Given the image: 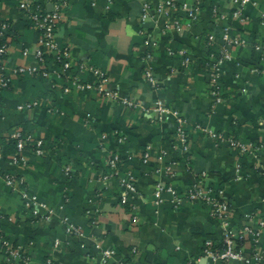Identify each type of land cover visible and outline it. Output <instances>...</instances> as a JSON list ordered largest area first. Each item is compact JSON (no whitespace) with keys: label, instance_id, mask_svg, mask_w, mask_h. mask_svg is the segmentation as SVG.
Listing matches in <instances>:
<instances>
[{"label":"crops","instance_id":"obj_1","mask_svg":"<svg viewBox=\"0 0 264 264\" xmlns=\"http://www.w3.org/2000/svg\"><path fill=\"white\" fill-rule=\"evenodd\" d=\"M34 1L53 10L51 0ZM163 1L73 0L57 30V43L69 50L75 63L100 69L108 79L105 88L119 100L130 99L137 108L124 107L119 100H107L92 90L73 88L64 94L56 80L38 77L15 78L3 90L0 153L5 159L0 171L22 179L20 189L36 195L52 213L48 220L42 217L43 211L40 217L33 215L20 193L6 186L0 176V234L23 247L31 264H45L48 259L53 264H211L204 255L205 245H222V226L205 205L184 201L174 207L168 192L156 206L158 183L181 195L207 175L210 186L214 183L225 190L234 231L250 225L249 214L264 219V0L244 6V23L213 14L216 8L229 17L232 0H177L180 6L199 8L197 22L174 11L157 15L155 7ZM144 4L153 8L146 20L141 16ZM17 16L16 7L0 4L2 20L16 21ZM176 20L180 29L166 33L165 25ZM225 27L240 44L229 47L231 60L223 66L221 80L224 100L215 103L207 81V41L209 35L216 37L213 49L218 50ZM143 32L151 34L158 46L146 49ZM10 42L8 69L36 62L33 55L27 59L22 55L25 46L35 48L36 32L29 30ZM168 49L186 52L191 63L184 64L179 54L169 55ZM143 51L152 53L151 67L160 83L158 95L145 80L146 65L140 60ZM83 78L95 81L89 71ZM156 97L185 120L187 155L181 152L175 119L164 116L162 122L155 120ZM36 100L41 102L39 107L18 110ZM16 130L44 144L43 155H37L33 145L25 148L28 163L21 169L9 164L15 151L7 154L6 148L8 136ZM211 131L257 147L258 152L250 155L230 150ZM146 147L151 152L148 164L142 162ZM164 152L167 155L162 157ZM115 156L120 162L112 170L108 162ZM129 178L134 179L136 192L123 205L121 182ZM133 207L136 224L129 217ZM66 223L79 227L82 235L66 234ZM260 241L264 255V234ZM133 248L138 250L136 255ZM105 250L114 254L105 259ZM243 251L251 256L250 243H244ZM0 264H5L1 247Z\"/></svg>","mask_w":264,"mask_h":264},{"label":"built area","instance_id":"obj_2","mask_svg":"<svg viewBox=\"0 0 264 264\" xmlns=\"http://www.w3.org/2000/svg\"><path fill=\"white\" fill-rule=\"evenodd\" d=\"M53 10L48 11L41 4L36 3L34 0H15L16 9L18 10L17 20L24 17L29 22L30 29L37 33V42L34 44V49L31 50L28 46H25L22 50L24 59H27L30 55L34 56L35 63L31 66L21 65L13 69H8L7 58L12 41L9 36L13 35L12 25L16 21L2 20L0 18V118L3 115V90L9 88L13 79L20 77H38L42 80L53 81L56 80L62 84L61 89L64 94H69L73 88H77L79 91H95L99 95L103 96L107 100H119L118 95L108 91L105 86L108 82L105 74L98 68L93 66L86 68L85 64L75 63L71 53L67 48L60 47L57 43V30L61 26L67 12L69 11L73 0H51ZM252 0H232V8L229 11V17L220 14L216 8L212 10L215 16L217 15L225 21L239 20L240 22H246L247 18L242 14L243 8L246 4ZM1 4V2H0ZM200 5V4H199ZM153 9V8H152ZM150 4H144L142 9V19H149L151 14ZM170 11L176 12L179 16L180 13L189 18L192 22H197L199 19V8L189 7L188 5L180 6L177 0H165L161 5L155 7V13L157 15H168ZM21 14V15H20ZM181 25L178 20L176 22L165 25L164 31L167 33L171 28L180 29ZM145 38L146 49L148 47L158 46L157 42L152 38L151 34L143 32ZM221 47L218 50H214L213 46L216 43V37L213 35L208 36V55H207V81L209 83V92L213 97L215 103H221L224 100V92L221 87V80L223 77V66L230 62L231 55L229 54V47L232 44H240V40L230 36V28L225 27L222 31ZM168 53L171 56L179 54L184 64H190V57L184 51L174 52L168 49ZM152 53L150 51H143L140 53V60L143 61L145 66V80L155 94H159L160 83L157 80L154 71L151 67ZM264 59V58H263ZM89 71L94 77L95 81L89 83L83 78L84 72ZM55 82V81H54ZM55 84V83H54ZM45 101V100H43ZM122 106L127 108H137L133 101L130 99H122L118 101ZM43 103V102H42ZM41 105L39 101H29L24 105L18 106L19 111L37 108ZM154 114L155 120L162 122L164 116H171L175 119L176 137L181 145V152L187 155L190 150L189 146V132L185 129V120L180 116L178 112L170 111L164 102L156 97L154 101ZM50 112H58L49 109ZM63 115L64 113L61 112ZM7 140H14L16 142V151L10 155L9 164L17 169L25 168L28 161L23 155L25 148L28 145L35 146V153L37 155L44 154V144L42 140H36L31 135H25L21 131L11 132ZM210 135L218 142L227 143L230 150L238 151L240 154H255L258 152L257 147H252L243 144L236 138H225L221 133L210 132ZM123 143V139H120ZM142 156V162L148 164L151 159L150 147L144 149ZM167 154L164 152L162 157ZM5 159L3 153H0V170L1 163ZM120 158L118 156L113 157L109 160L108 166L112 170L118 168ZM68 174L69 169H66ZM155 173H159L156 170ZM0 176L3 178L6 186L11 188L14 192H19L22 200L24 201L25 208L32 211L33 215L40 217L41 211H43L42 217L46 220L52 215L51 211L48 210L47 205L44 202L39 201V198L29 193L25 188L20 189L24 181L16 178L12 173L6 172L1 173ZM207 175H204L198 180L191 188L188 189L184 194H179L175 188L171 186H164L163 183H158L154 192L156 198L155 205L160 206L163 203L161 195L168 192L172 195V201L174 207L179 208L184 201L192 204H200L209 207L211 215L216 219L223 228V234L221 236L222 245L216 246L213 242H207L204 249L205 257L210 261L211 264H230L238 261L244 264H251L255 261L257 264L264 262L263 251L260 247V239L264 234V219L259 218L258 215L249 214L246 216L247 221L250 223L249 226L244 227L241 231H234L230 227L229 212L231 204L225 196V190L219 187L210 186L207 183ZM108 176L105 177V180ZM124 188V193L120 197V203L128 205V198L130 193H135L136 185L134 179L129 178L121 182ZM1 211V208H0ZM41 217V218H42ZM129 217L134 224L138 221V216L135 213V208L130 210ZM256 228V229H255ZM66 234L80 237L81 230L73 224H65ZM250 243L251 245V256L247 257L243 251L244 243ZM59 242H55L57 248ZM0 247L2 252L5 253V264H31L29 255L23 250L21 246H15L0 234ZM137 248L132 249V254H137ZM114 252L112 250H105L102 252L103 258H110ZM45 264H53L51 259H48ZM119 264H131L129 261H121ZM134 264H141L135 262ZM191 264V263H190Z\"/></svg>","mask_w":264,"mask_h":264},{"label":"trees","instance_id":"obj_3","mask_svg":"<svg viewBox=\"0 0 264 264\" xmlns=\"http://www.w3.org/2000/svg\"><path fill=\"white\" fill-rule=\"evenodd\" d=\"M1 3L5 2L7 3L8 5L12 6L14 9L16 7V3H15V0H0ZM17 13H18V10H17ZM21 15V14H20ZM110 18H113L112 16ZM30 29V26H29V22L24 19V17H21L19 20H17L16 22L13 23L12 25V33L13 35L9 36V38L14 41L16 40V38L19 36H22L23 33H26L28 32ZM3 100V98H2ZM7 142V154L8 153H13L14 151H16V142L14 140H6ZM5 154H6V151H5ZM4 155V153H3ZM5 157V156H4ZM212 186H215L214 183H211ZM216 187V186H215Z\"/></svg>","mask_w":264,"mask_h":264}]
</instances>
